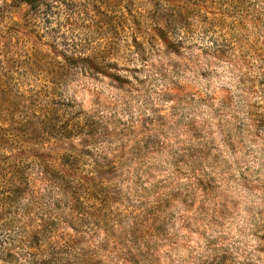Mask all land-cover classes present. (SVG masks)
<instances>
[{"label":"rangeland","instance_id":"374dc122","mask_svg":"<svg viewBox=\"0 0 264 264\" xmlns=\"http://www.w3.org/2000/svg\"><path fill=\"white\" fill-rule=\"evenodd\" d=\"M0 264H264V0H0Z\"/></svg>","mask_w":264,"mask_h":264}]
</instances>
